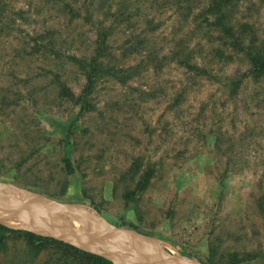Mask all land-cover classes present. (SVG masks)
I'll use <instances>...</instances> for the list:
<instances>
[{"label": "rangeland", "instance_id": "1", "mask_svg": "<svg viewBox=\"0 0 264 264\" xmlns=\"http://www.w3.org/2000/svg\"><path fill=\"white\" fill-rule=\"evenodd\" d=\"M211 2L264 42V0H0V183L194 264H264V72L214 55L197 17ZM98 48L116 77L82 109L79 63ZM0 264L87 262L11 234Z\"/></svg>", "mask_w": 264, "mask_h": 264}, {"label": "water", "instance_id": "2", "mask_svg": "<svg viewBox=\"0 0 264 264\" xmlns=\"http://www.w3.org/2000/svg\"><path fill=\"white\" fill-rule=\"evenodd\" d=\"M2 189L10 190L11 193L4 192ZM17 193L24 194L29 198V208L16 203L12 197ZM48 201L49 206H36L37 200ZM77 214L79 224L74 229V234L68 235L61 228H44L42 222L52 217ZM92 214L96 222L87 220L86 215ZM80 218V219H79ZM5 221H10L14 224L8 225ZM0 224L14 228L26 230L34 235L54 239L68 245H71L81 251L92 253L103 257L111 262V264H146L141 262L128 250V246L154 244L158 257L152 261L154 264H170L168 259H172L161 246V243L153 238L140 235L133 231L118 229L104 219L96 212H88V210L77 204H62L52 201L44 196L34 194L22 189L12 187L10 185L0 183ZM96 239L97 244L84 245L87 240ZM108 247L110 253H103L100 248ZM156 252V253H157ZM112 255H116L121 261L115 262ZM179 264H194L186 261L180 255L174 257Z\"/></svg>", "mask_w": 264, "mask_h": 264}, {"label": "trees", "instance_id": "3", "mask_svg": "<svg viewBox=\"0 0 264 264\" xmlns=\"http://www.w3.org/2000/svg\"><path fill=\"white\" fill-rule=\"evenodd\" d=\"M226 11V5L220 2H211L204 5V7L199 11V18L203 19L202 22L204 26L207 25L206 29L210 37L214 39L217 43V47L214 48V55L217 57H224V55L238 53L242 56L245 63L248 65L247 74L252 78L256 79L258 77V72H264V42L256 41L254 37H245L241 33L234 34L232 32V26L230 24L231 20L228 17ZM197 19V18H196ZM246 27H248L245 24ZM100 49H96L95 55L88 61L84 60L79 63L80 69L83 75L86 76V84L82 88L80 95L77 97L76 102L82 109H87L86 102L89 98L91 92H93L96 81L98 80L99 73H103L105 76L116 77L112 74L114 68H103L102 63L99 62L101 58ZM186 60V59H185ZM200 70V68H198ZM246 75H241L239 80L233 82L236 86L239 85L241 80H243ZM69 166V164H67ZM148 178H143L139 183L146 185ZM143 186V187H144ZM18 234L32 242V245L37 248V246L42 245L45 242L53 243L61 246L66 251L78 255L83 258L87 264H111V262L98 255L83 252L70 245L58 242L54 239L44 238L24 231L11 230L5 226L0 225V244L3 243L4 239L11 235ZM244 260L234 262V264H243Z\"/></svg>", "mask_w": 264, "mask_h": 264}, {"label": "bare ground", "instance_id": "4", "mask_svg": "<svg viewBox=\"0 0 264 264\" xmlns=\"http://www.w3.org/2000/svg\"><path fill=\"white\" fill-rule=\"evenodd\" d=\"M4 192H6V194L11 193L10 190H6V189H2ZM20 194V195H19ZM12 199L18 203L21 204L22 206L29 208L30 204H29V198L27 196H24V194L21 195V193H17L15 196L12 197ZM40 204H38V203ZM36 202V206L38 207H44L41 204H46L49 206L47 201H40L39 199ZM88 221L90 222H94L92 220L95 219V217L89 216L86 217ZM80 219V218H79ZM96 221V220H95ZM6 224L8 225H12L14 223L10 222V221H5ZM79 221H78V217L77 214L74 215L73 214H69V215H61V216H56V217H52L48 220H45L44 222H42V226L44 228H61L64 229V231L66 233H68V235L74 234V229L76 228V226H78ZM70 227V228H69ZM93 241H85L84 245H91V244H97V240L96 239H92ZM150 244H144V245H132V246H128V250L132 253V255H134L136 258H138L141 262H144L146 264H154L152 261L154 260L155 257H158L159 255L157 253H152L151 251L146 250V248H144V246H150ZM152 248V246H151ZM102 250L103 253H110V249L107 248H100ZM111 258H113V260L115 262L121 261V259L119 257H117L116 255H112ZM168 263L170 264H179V262L173 257L172 259H168L167 260Z\"/></svg>", "mask_w": 264, "mask_h": 264}]
</instances>
